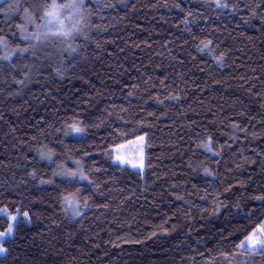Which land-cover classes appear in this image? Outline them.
Segmentation results:
<instances>
[{"label": "trees", "instance_id": "obj_1", "mask_svg": "<svg viewBox=\"0 0 264 264\" xmlns=\"http://www.w3.org/2000/svg\"><path fill=\"white\" fill-rule=\"evenodd\" d=\"M56 1L0 0V264H264V0H86L31 38Z\"/></svg>", "mask_w": 264, "mask_h": 264}, {"label": "rangeland", "instance_id": "obj_2", "mask_svg": "<svg viewBox=\"0 0 264 264\" xmlns=\"http://www.w3.org/2000/svg\"><path fill=\"white\" fill-rule=\"evenodd\" d=\"M86 0H64L63 3L54 2L53 7L47 13L46 18L41 23V25L31 27L29 24V29L26 26L24 30L31 35V38H35L37 36L42 37L46 34L50 35H60L66 37L67 35L71 36L72 38L75 36L73 31V24L76 23L77 17L80 15V7H83L84 2ZM62 4L63 6L59 7ZM59 7V8H58ZM36 34V35H34ZM45 39L48 38L44 37ZM5 51L7 54L10 52L8 51V47L4 44ZM146 148H147V138L146 136L138 137L135 140H131L124 145L118 146L114 149V162L123 166H129L137 171L143 172L145 170V163H146ZM70 178L73 179L75 175L74 172H68ZM68 178V177H66ZM70 207L74 208L73 210L76 211L78 209V204L76 199L70 200ZM0 214H5L8 216L10 220V225L13 228V231L10 235H6L8 233V229L5 231H0V248H3L5 251L3 254H6V248L4 247L3 243L8 238L13 236L15 232V225L17 220L19 219V214L13 215L9 214L7 210H0ZM16 217V220L12 218ZM28 217V215H27ZM251 238V239H250ZM264 241V225L258 229H256L248 239L244 241L242 244L243 249H247L250 251H258L262 248L260 244H253L255 241Z\"/></svg>", "mask_w": 264, "mask_h": 264}, {"label": "snow or ice", "instance_id": "obj_3", "mask_svg": "<svg viewBox=\"0 0 264 264\" xmlns=\"http://www.w3.org/2000/svg\"><path fill=\"white\" fill-rule=\"evenodd\" d=\"M74 131L75 132H80L81 131V129H79V128H76V129H74ZM23 216L26 218L27 217V213H23ZM13 220H16V217H13L12 218ZM12 231H13V228L10 226L9 227V229H8V233L6 234V235H10L11 233H12ZM251 239V238H250ZM0 242H2V241H0ZM253 244H260L262 247H264V241H255V243H253ZM243 246V245H242ZM4 249L3 248H0V254H3L4 253Z\"/></svg>", "mask_w": 264, "mask_h": 264}]
</instances>
